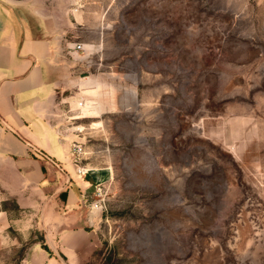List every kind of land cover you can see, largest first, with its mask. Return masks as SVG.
I'll return each mask as SVG.
<instances>
[{"label": "rangeland", "instance_id": "374dc122", "mask_svg": "<svg viewBox=\"0 0 264 264\" xmlns=\"http://www.w3.org/2000/svg\"><path fill=\"white\" fill-rule=\"evenodd\" d=\"M35 11L89 59L69 128L96 173L83 198L101 187L106 204L76 208L94 232L72 264H264V0H37ZM24 212L1 203L0 172V264H27L31 243L49 240L41 213Z\"/></svg>", "mask_w": 264, "mask_h": 264}, {"label": "crops", "instance_id": "0c3cea01", "mask_svg": "<svg viewBox=\"0 0 264 264\" xmlns=\"http://www.w3.org/2000/svg\"><path fill=\"white\" fill-rule=\"evenodd\" d=\"M36 3L0 0L1 203L13 199L25 217L41 213L45 244L72 264L94 232L77 207L86 206L83 195L95 185L88 178L96 173L77 174L68 105L84 92L89 59L35 11ZM8 215L1 204V222ZM31 245L27 264L63 263L38 241Z\"/></svg>", "mask_w": 264, "mask_h": 264}, {"label": "built area", "instance_id": "2783aa9c", "mask_svg": "<svg viewBox=\"0 0 264 264\" xmlns=\"http://www.w3.org/2000/svg\"><path fill=\"white\" fill-rule=\"evenodd\" d=\"M73 48L80 51L85 49L83 43L80 42H75L73 44ZM84 104H85L84 99L82 98L78 103L79 109H82L85 106ZM70 154L72 157H74V163L76 165L77 174L81 177L85 176L88 171L87 166L85 164H82V161L85 158L84 156L87 154V151L85 150V146L79 141H73L71 145ZM96 191H98L97 199H95V201L93 202L86 199L85 202H88V205H91L90 207L94 210H102L104 204H106L105 203L106 200L104 197H102L101 187H98Z\"/></svg>", "mask_w": 264, "mask_h": 264}, {"label": "trees", "instance_id": "16d2710c", "mask_svg": "<svg viewBox=\"0 0 264 264\" xmlns=\"http://www.w3.org/2000/svg\"><path fill=\"white\" fill-rule=\"evenodd\" d=\"M43 247L47 250H50L47 244H44Z\"/></svg>", "mask_w": 264, "mask_h": 264}]
</instances>
